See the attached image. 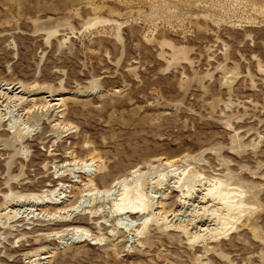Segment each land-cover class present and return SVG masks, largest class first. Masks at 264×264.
<instances>
[{
	"label": "rangeland",
	"instance_id": "obj_1",
	"mask_svg": "<svg viewBox=\"0 0 264 264\" xmlns=\"http://www.w3.org/2000/svg\"><path fill=\"white\" fill-rule=\"evenodd\" d=\"M0 264H264V0H0Z\"/></svg>",
	"mask_w": 264,
	"mask_h": 264
},
{
	"label": "bare ground",
	"instance_id": "obj_2",
	"mask_svg": "<svg viewBox=\"0 0 264 264\" xmlns=\"http://www.w3.org/2000/svg\"><path fill=\"white\" fill-rule=\"evenodd\" d=\"M14 95V94H13ZM16 96V95H15ZM28 100V98H27ZM60 100V99H58ZM34 101V99H33ZM57 104V103H56ZM53 107V106H52ZM159 166V165H158ZM157 167V166H156ZM155 168V167H154ZM153 167H149L148 166V169H154ZM158 168V167H157ZM156 169V168H155ZM160 169V168H158ZM157 169V171H158ZM161 170V169H160ZM147 171V170H146ZM145 171V172H146ZM150 171V170H149ZM140 170H135L133 171L131 174H132V178H133V183L136 184V188H134L133 192H130V188H129V183H127V180H120V181H117V182H114L113 183V186H111L108 190H101V191H97L96 194H98L99 196H105L107 198H110L112 197V195L115 194L116 190L119 189L120 187H122V194H121V198L120 199H117L116 201H112V203L109 205L108 207V213L109 214H120V215H123L124 216V220H130L129 222H131L132 224H136L138 221L144 219L145 217L147 216H150V215H153V209L154 207H156L155 203L150 200L149 198V195L147 193L144 192V189H143V185L144 184V179H145V173L144 172H140ZM148 172V171H147ZM169 172V171H168ZM149 173V172H148ZM151 173V172H150ZM170 173V172H169ZM81 174V173H80ZM130 174V175H131ZM160 174V173H159ZM167 174V173H165ZM171 174V173H170ZM172 175V174H171ZM166 176V175H165ZM185 176V175H184ZM150 177V175H149ZM168 177V176H167ZM130 179V178H129ZM128 179V180H129ZM160 179L162 180H159L162 182L164 177H161ZM94 180V179H93ZM131 181V180H130ZM204 181V180H203ZM159 183V182H158ZM163 184V183H162ZM181 184V183H180ZM73 185V184H72ZM165 185V184H164ZM166 185L169 187V189H177L175 188L174 185L170 186V184H167ZM205 188V187H204ZM213 188V187H212ZM121 189V188H120ZM169 189H167L169 191ZM210 190V189H209ZM164 191V190H163ZM162 191V193H163ZM153 192V191H152ZM172 192V191H171ZM170 192V193H171ZM150 193V192H149ZM160 192H157L156 194L158 195ZM166 193V192H165ZM168 193V194H170ZM167 194V195H168ZM221 194V193H220ZM154 195V194H153ZM165 195V194H164ZM211 195V194H210ZM166 196V195H165ZM223 196V195H222ZM117 197V196H116ZM154 197V196H153ZM163 197V196H162ZM221 197V196H220ZM113 198V197H112ZM155 198V197H154ZM166 198H169L168 196H166ZM216 198V196H215ZM172 200V199H171ZM221 200V199H220ZM219 200V201H220ZM86 201V200H85ZM84 201V202H85ZM168 201V200H167ZM82 202V203H84ZM214 203V202H213ZM218 203V202H216ZM80 204V203H79ZM162 201L159 202L158 205V208L159 207H162ZM190 204V203H189ZM220 204V203H219ZM88 205V204H87ZM105 205V203H104ZM165 205V204H164ZM241 205V204H240ZM219 206V205H218ZM227 206V205H226ZM239 206V205H238ZM93 207V206H92ZM174 207V206H173ZM223 207V206H222ZM106 208V207H105ZM104 208V209H105ZM220 208V207H219ZM99 209L102 210V208L99 207ZM149 209H152L151 213L150 214H147V215H144V216H141V217H135L137 218L136 220H131L129 216H127V213H133V212H143V213H146L147 210ZM227 209H230L229 207H227ZM160 210V209H159ZM166 210V209H165ZM168 210V209H167ZM203 210V209H202ZM79 211V210H78ZM179 211V210H178ZM239 212V211H238ZM200 213V212H199ZM221 215V214H220ZM223 219V218H222ZM121 220V219H120ZM212 221V220H211ZM217 222V221H216ZM218 223V222H217ZM224 224V223H223ZM137 225V224H136ZM222 225V224H221ZM226 226V225H225ZM72 227V226H71ZM188 229V228H187ZM57 230V229H56ZM210 235V234H209ZM40 251V250H39ZM49 255V254H48ZM33 260V259H32ZM40 262V261H39Z\"/></svg>",
	"mask_w": 264,
	"mask_h": 264
}]
</instances>
